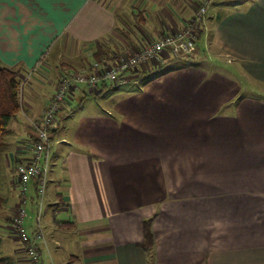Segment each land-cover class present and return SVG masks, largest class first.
I'll use <instances>...</instances> for the list:
<instances>
[{
	"label": "crops",
	"instance_id": "obj_1",
	"mask_svg": "<svg viewBox=\"0 0 264 264\" xmlns=\"http://www.w3.org/2000/svg\"><path fill=\"white\" fill-rule=\"evenodd\" d=\"M226 1L208 15L212 0H0V63L18 69L22 84V109L0 151L8 232L21 201L16 164L30 158L32 123L60 80L111 67L207 6L190 56L127 72L105 111L80 112L72 135L51 146L43 198L51 216L42 205L27 225L31 236L43 233V264H146L150 218L155 264H264V0ZM250 81L261 90L241 91ZM84 91L69 95L54 134L64 115L84 108L86 98L74 103ZM28 191L34 200V182ZM11 235L0 234V256L31 264Z\"/></svg>",
	"mask_w": 264,
	"mask_h": 264
},
{
	"label": "built area",
	"instance_id": "obj_2",
	"mask_svg": "<svg viewBox=\"0 0 264 264\" xmlns=\"http://www.w3.org/2000/svg\"><path fill=\"white\" fill-rule=\"evenodd\" d=\"M206 7V4L199 6L193 19L186 24L183 30L164 34L160 39L148 43L135 53L117 55L111 67L100 68L98 64H94L92 69L80 73L71 72L60 80L57 90L42 117L32 123L35 130V141L31 144L30 158L16 164V187L21 201L13 216V230L16 231L20 242L24 244L31 264H43L38 243L43 242L44 236L40 230L32 236L28 234L24 227L27 216L24 206L28 201L29 184L34 182L38 198V218L40 217L51 168L50 128L57 121L58 114L64 108L69 95L78 89L79 84L85 85L92 93L97 92L103 84L121 86L127 82L126 73L136 70L141 64L150 61L161 62L165 56L174 59L189 56L196 47L200 34L198 32H201Z\"/></svg>",
	"mask_w": 264,
	"mask_h": 264
},
{
	"label": "rangeland",
	"instance_id": "obj_3",
	"mask_svg": "<svg viewBox=\"0 0 264 264\" xmlns=\"http://www.w3.org/2000/svg\"><path fill=\"white\" fill-rule=\"evenodd\" d=\"M212 1H213L212 4H210V7L207 10L208 15H211L212 8L214 7L215 2H216V4H221L222 6H225L223 8H228L233 3V2H229V1L225 2V0H212ZM231 1H235V0H231ZM251 1L252 0H249L248 2H251ZM240 2H241V4H245L247 2V0H242ZM198 33H200V32H198ZM208 53L211 55V57L214 55V53H213V51L211 49H209ZM51 59H53V58H51ZM202 64L206 65L205 63H202ZM241 83L242 84L240 85L241 86L240 90L243 91V92L249 91V89L251 88V86H249V85H252V88H253L254 91L255 90H259L260 87H261V83H259V82L253 83V82L250 81V83L248 85L246 83H244V82H241ZM78 88H85L86 91H84V92L87 93V95H83V93L81 94V93L77 92V98H76V101H74V103L79 104L81 102L82 98H84V99L86 98V100L84 101V108L82 110L74 111L73 116L72 115L71 116L70 115H64L65 117L62 118V120H61V122H60V124L58 126L57 134L50 135L52 137V145H53V143L57 144V139H59V137H61V136L70 137L72 135V129H73L74 126H76L78 124V121H79V119H78L79 116L77 114H79L80 112H85L84 114H86V111H84V110L87 109V108L88 109H92V108L96 109V108H98L99 110L103 109V111H105V109L108 108V106H110V103L107 101L108 98H107L106 94H108V93L119 94V93H123L124 90H125L124 88H121L120 86H114V87L109 86L103 91L104 92L103 96H101V95L100 96H95V95L90 94L92 92L90 90H88V88L85 85H83V84H79ZM112 96H110V97H112ZM59 114H58V116H59ZM76 116H78V117H76ZM5 175H6L5 172H1L0 171V195H3V196H5V192H6L5 189L2 188V185H4L5 181H6V176L7 175L6 176ZM29 194H30V192L28 191V194H27L28 201H27V203L24 206L25 211L27 213L26 214L27 215L26 219L24 221V227H25L26 230H27V225H28V220H29L28 217L31 216L30 219L34 221L36 213H37V208H38V206H37L38 198L35 197L34 200H31ZM47 204L48 203L46 201L43 203V213L45 211H48L49 212L48 216L50 217L51 216V214H50L51 213L50 212L51 205H47ZM2 213L5 214L4 212H2ZM62 214H63V212L60 211L59 212V216H62ZM57 218H58V215H57ZM0 230H1L0 234L3 235L4 238H7V239H8V237L12 238L11 234H13V236L15 235L16 237L18 236L16 231L13 230V229H10V232H8L5 229V222H2V221H0ZM17 239H19V237H17Z\"/></svg>",
	"mask_w": 264,
	"mask_h": 264
},
{
	"label": "trees",
	"instance_id": "obj_4",
	"mask_svg": "<svg viewBox=\"0 0 264 264\" xmlns=\"http://www.w3.org/2000/svg\"><path fill=\"white\" fill-rule=\"evenodd\" d=\"M99 59L100 58L98 57L97 60L101 61ZM104 59L107 60L109 58L105 57ZM21 87L22 84L19 79V70L16 68L4 66L3 64L0 63V151L3 149L5 144V138L9 131V124L11 123L12 120H14L18 116V114L21 112L22 109ZM52 129L53 127L50 128V135H53L55 133L52 131ZM50 139L52 141L51 136ZM33 141H35V136L33 137ZM2 205L3 202L0 200V208ZM10 223L13 228V218L11 219ZM151 226H152V218L144 221L143 223L144 239L140 244V246L145 251L147 256L146 264H155L154 238H153ZM0 264H14V263H13V259L10 257L0 256Z\"/></svg>",
	"mask_w": 264,
	"mask_h": 264
}]
</instances>
